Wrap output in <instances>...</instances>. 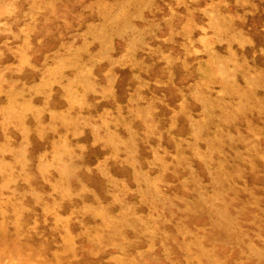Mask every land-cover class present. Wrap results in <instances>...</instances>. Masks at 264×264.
Instances as JSON below:
<instances>
[{
  "label": "rangeland",
  "instance_id": "rangeland-1",
  "mask_svg": "<svg viewBox=\"0 0 264 264\" xmlns=\"http://www.w3.org/2000/svg\"><path fill=\"white\" fill-rule=\"evenodd\" d=\"M0 264H264V0H0Z\"/></svg>",
  "mask_w": 264,
  "mask_h": 264
}]
</instances>
